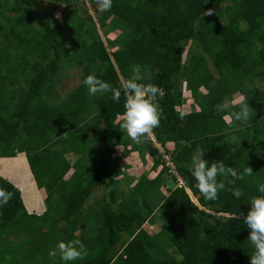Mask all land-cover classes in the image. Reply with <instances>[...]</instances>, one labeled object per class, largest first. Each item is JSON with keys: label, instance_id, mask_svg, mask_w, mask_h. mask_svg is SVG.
<instances>
[{"label": "trees", "instance_id": "trees-1", "mask_svg": "<svg viewBox=\"0 0 264 264\" xmlns=\"http://www.w3.org/2000/svg\"><path fill=\"white\" fill-rule=\"evenodd\" d=\"M86 2L0 0V155H26L44 206L28 213L19 188L0 177L14 194L0 207V264H62L49 252L74 239L88 250L74 264H249L248 229L235 217L264 183V0H113L95 17ZM135 64L160 89L154 137L173 168L149 138L136 144L120 130L123 95L119 103L110 93L89 97L83 82L59 93L70 68L119 87ZM245 98L251 120H230ZM197 147L243 175L234 185L218 177L239 188L240 199L221 191L206 201L192 187ZM120 150L149 165L129 190L116 179ZM71 153L79 156L72 165ZM102 185L105 195L88 204Z\"/></svg>", "mask_w": 264, "mask_h": 264}, {"label": "clouds", "instance_id": "clouds-1", "mask_svg": "<svg viewBox=\"0 0 264 264\" xmlns=\"http://www.w3.org/2000/svg\"><path fill=\"white\" fill-rule=\"evenodd\" d=\"M89 4L90 6L94 5V11L99 15L111 10L113 0H89ZM212 14V9L203 13L205 16ZM144 80V71L140 64L132 65L127 77L121 76L119 87H114L112 84L99 79L95 74H89L83 80L89 97L110 93L112 101L119 103L123 95V113L120 115L119 127L136 144L154 136L155 129L159 128L161 120V113L155 103L160 89L155 84L146 83ZM252 112L253 110L248 107L245 98L239 111L230 114V120L248 123L252 118ZM156 143L158 144L157 141ZM153 146L157 148L154 143ZM160 153L169 161V158L163 154V150ZM203 156L204 152L197 147L192 155L190 169V175L194 181L192 187L206 201L218 199L221 191H230L236 199H240L243 195L242 191L237 187L230 188L227 185H234L236 180L244 178L243 175L231 167H226L223 162L216 160L210 162ZM167 165L170 166L169 163ZM245 172L247 175L253 174L250 167H246ZM220 176L231 177V179L226 185L225 182L218 180ZM181 186H183V182L179 178L178 187ZM258 192L262 195L250 198L247 203L250 206L247 213H239L235 217V219L242 220L243 225L248 229L246 240L252 249L249 255V264H264V183L258 185ZM13 195L12 192L0 188V207L6 205ZM190 196L195 202L191 194ZM87 254L86 246L78 239L67 242L61 240L49 252L50 257H58L62 264H74L75 261L83 260Z\"/></svg>", "mask_w": 264, "mask_h": 264}, {"label": "rangeland", "instance_id": "rangeland-1", "mask_svg": "<svg viewBox=\"0 0 264 264\" xmlns=\"http://www.w3.org/2000/svg\"><path fill=\"white\" fill-rule=\"evenodd\" d=\"M7 1L9 4H11V2H12V0H7ZM49 3L50 2L48 1L46 4H49ZM85 7L88 9L89 15H91L93 17L98 15L94 11V5L90 6V4L88 2H86ZM59 8L62 11V9H64V5H61ZM78 14L80 17H85L87 15L83 9L82 10L80 9L78 11ZM54 15H55V18L57 19L58 23H61V17H62L61 12H58L56 10ZM117 33H118L117 31H112L107 36V39H109V40L114 39V37L117 35ZM64 37L66 38V41L69 44V46L72 47V42L70 40L68 30L67 31L64 30ZM105 40L106 39L104 37H102V35H101V41L104 45H106ZM191 45L186 46L187 48H185L184 52L187 54L185 55V57L190 54L189 50H190ZM207 62H208V65L210 66V70L214 71L213 68H211L212 67L211 61L207 59ZM82 74H83L82 68L77 67L74 69L70 68V69L66 70L65 71L66 76L62 77L63 80H62V83L59 87V93L62 96H64L68 92L75 89L79 84H81L83 82ZM96 96H98V95H96ZM241 99H242V97L239 94L235 95V100H236L235 102L240 101ZM226 121H229V119H226ZM21 139L23 142H25L27 138L24 135H21ZM27 142H28V140H27ZM127 150H124L125 154H126ZM159 150H160L159 152H162L161 148ZM121 154H122V151L120 150L118 152V154L116 155V160L118 158V160H119L118 164L120 167V171H118L119 175H117L116 179L120 180V183L118 185V187H120L119 188L120 190L121 189H124V190L128 189L129 190L131 188V186L133 185L134 181L137 180V178H139L143 174L142 170L146 172L147 169L149 168V165L142 163L140 165L142 170H140L139 166H137V163H135L134 161L131 162V160H125L124 161ZM136 156L137 155H135V157ZM163 158H165V157L163 156ZM167 158H168V156H167ZM169 162L170 161L167 160V163H169ZM152 176H154V175H152ZM0 177L11 182L16 187H17V185L21 186L22 184L26 183L27 188L31 189L33 192L31 197H34V198L39 197V189L37 188L36 183H34V181H33V176H32L31 171L29 169V165H28V162L26 159V155L23 152H17L14 157L0 155ZM166 184H167V186L165 187V190L168 192V190H170V187H173V185H172L171 181H167ZM29 189L24 190V194H23L24 195L23 201H24L26 209L28 210V211L26 210L28 213H29V211H31V208L39 209V207L37 205H33V204L28 205L30 203V199H31L29 196V193H28ZM105 193H106V190H105L103 185L97 187L92 192L91 196L89 197L88 203H90V204L94 203L97 199H100L103 195H105ZM35 200L37 201V199H35ZM30 214H34L36 216L40 215V214H38L37 211L31 212ZM143 226L145 227L144 229L147 232H149L150 234H152L154 231H156V229L154 228L155 225H150L148 223V226H147V224H144ZM31 235L32 234H29L28 237L31 238ZM123 238L127 239V235H124ZM35 241L39 244L36 237H35Z\"/></svg>", "mask_w": 264, "mask_h": 264}, {"label": "crops", "instance_id": "crops-1", "mask_svg": "<svg viewBox=\"0 0 264 264\" xmlns=\"http://www.w3.org/2000/svg\"><path fill=\"white\" fill-rule=\"evenodd\" d=\"M61 95V94H60ZM62 96V95H61ZM89 133L90 134H93L94 133V131H93V129L92 128H90L89 129ZM79 158V156L76 154V153H71V154H68V156H67V159L69 160V162H70V164L72 165L73 163H74V161L76 162V160ZM134 158H136V157H134ZM126 159H124V161H125ZM134 160V159H133ZM134 162L135 163H137L136 162V159L134 160ZM137 166H139V164L137 163ZM140 167V166H139ZM140 170H142L141 169V167H140ZM143 171V170H142ZM72 171H70V173H71ZM17 185V184H16ZM26 186V187H25ZM17 187L19 188V190L21 191V194H22V196H23V198H24V190H28L29 188H27V184L26 183H24V184H22L21 186H18L17 185ZM28 193H29V196H30V203L28 204V205H30V204H33V205H37L38 207H39V209H36V208H31V211H29V213H31V212H35V211H37L38 212V214H41V213H43V211H44V206H43V204H42V200H43V194L39 191V197L38 198H35V199H37V201L33 198V197H31L32 196V194H33V192H32V190L31 189H29V191H28ZM88 204H90V203H88ZM93 205V204H92ZM94 206V205H93ZM95 207V206H94ZM35 209V210H34Z\"/></svg>", "mask_w": 264, "mask_h": 264}, {"label": "built area", "instance_id": "built-area-1", "mask_svg": "<svg viewBox=\"0 0 264 264\" xmlns=\"http://www.w3.org/2000/svg\"><path fill=\"white\" fill-rule=\"evenodd\" d=\"M149 139L155 144V146L160 149V146L156 143L154 136L149 137ZM162 151V150H161ZM169 165L172 167V163L169 162Z\"/></svg>", "mask_w": 264, "mask_h": 264}, {"label": "water", "instance_id": "water-1", "mask_svg": "<svg viewBox=\"0 0 264 264\" xmlns=\"http://www.w3.org/2000/svg\"><path fill=\"white\" fill-rule=\"evenodd\" d=\"M58 12H61L60 8L57 9Z\"/></svg>", "mask_w": 264, "mask_h": 264}]
</instances>
